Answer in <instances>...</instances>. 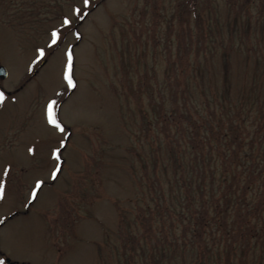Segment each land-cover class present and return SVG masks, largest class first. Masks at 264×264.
I'll return each mask as SVG.
<instances>
[{"label": "rangeland", "instance_id": "374dc122", "mask_svg": "<svg viewBox=\"0 0 264 264\" xmlns=\"http://www.w3.org/2000/svg\"><path fill=\"white\" fill-rule=\"evenodd\" d=\"M54 27L62 42L29 71ZM68 45L75 88L62 79ZM0 65L6 264H145L174 223L164 210L178 202L172 147L192 118L212 114L214 135L243 137L264 118V0H0ZM48 99L64 133L46 123ZM36 179L44 184L29 203ZM241 260L264 264V246Z\"/></svg>", "mask_w": 264, "mask_h": 264}, {"label": "trees", "instance_id": "16d2710c", "mask_svg": "<svg viewBox=\"0 0 264 264\" xmlns=\"http://www.w3.org/2000/svg\"><path fill=\"white\" fill-rule=\"evenodd\" d=\"M192 119L172 147L179 168L168 183L178 202L164 210L174 223L145 264H236L237 256L264 246V118L245 137L222 129L214 135L212 114Z\"/></svg>", "mask_w": 264, "mask_h": 264}, {"label": "snow or ice", "instance_id": "6c2138e0", "mask_svg": "<svg viewBox=\"0 0 264 264\" xmlns=\"http://www.w3.org/2000/svg\"><path fill=\"white\" fill-rule=\"evenodd\" d=\"M83 3H84V6L87 7V6H89L90 0H83ZM73 11L76 12L77 14H79L82 12V9L81 8H75ZM70 23H71L70 19L67 16H65L63 18V23L61 25V28L69 25ZM75 36H76L77 40H79L81 38L80 33H76ZM63 38L64 37H63L60 29L55 28V27L52 28L50 30V34H49L46 46L36 47L34 49V58L31 60L29 66H28V70L31 71L32 65L37 64L38 62L44 60L47 57L48 52L46 51V48L47 49H54V48L59 47ZM63 55L66 57V60L63 64L62 79L66 82L67 87L75 88L77 86V82L74 79L73 46L68 45L66 50L64 51ZM6 99L7 98L5 96V92L3 90H0V105H3L6 101ZM12 99H15V97H13ZM56 103L57 102L55 99L46 100L45 107H44V114L46 117V123L48 125H50L53 128V130L58 131L60 133H64L65 127L58 118V114L56 112ZM64 147H65V141L60 140L59 141V147H55V148L51 149V156L56 161V164L51 171V177L53 179H55L57 177L58 173H60V171L62 170L60 160H61V149ZM27 151L29 153H34L35 149L30 147L27 149ZM10 168H11V165H8L4 168L3 174H2L4 177L9 175ZM43 184H44L43 180H41V179L35 180L34 187H32L30 189V193H29V197H28L29 203H31L32 201H34L37 198L38 190H40L42 188ZM5 199H6V181L4 179H0V202L4 201ZM0 264H6V257L2 251H0Z\"/></svg>", "mask_w": 264, "mask_h": 264}, {"label": "water", "instance_id": "95a60500", "mask_svg": "<svg viewBox=\"0 0 264 264\" xmlns=\"http://www.w3.org/2000/svg\"><path fill=\"white\" fill-rule=\"evenodd\" d=\"M6 75H7L6 69L2 65H0V78H5Z\"/></svg>", "mask_w": 264, "mask_h": 264}]
</instances>
